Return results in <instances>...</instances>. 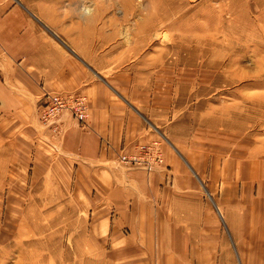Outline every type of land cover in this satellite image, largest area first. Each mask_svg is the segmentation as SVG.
<instances>
[{"label":"rangeland","instance_id":"rangeland-1","mask_svg":"<svg viewBox=\"0 0 264 264\" xmlns=\"http://www.w3.org/2000/svg\"><path fill=\"white\" fill-rule=\"evenodd\" d=\"M19 1L57 22L137 100L157 140L179 151L183 170L168 181L204 186L206 221L220 218L221 254L264 264V0ZM86 3L95 9L87 23ZM21 129L0 118V264H141L106 228L95 230L70 159L47 138L38 149ZM146 145L138 146L145 158ZM155 148L160 162L125 164L115 155L114 164L150 173L164 165Z\"/></svg>","mask_w":264,"mask_h":264},{"label":"crops","instance_id":"crops-1","mask_svg":"<svg viewBox=\"0 0 264 264\" xmlns=\"http://www.w3.org/2000/svg\"><path fill=\"white\" fill-rule=\"evenodd\" d=\"M45 92L85 99L88 127L62 113L56 135L46 126L43 130L50 135L48 145L70 159L76 188L86 183L95 230L106 228L124 245L122 253L138 254L141 264H152L154 255L157 264H236L231 252L221 254L220 218L206 221L204 186L168 181L183 170L182 157L170 143L157 140L137 100L94 68L57 22L19 0H0V118L7 126L19 121L21 135L38 149L46 140L37 118ZM146 143L158 144L163 166L147 173L114 164L113 149L132 153ZM235 211L229 206L225 214Z\"/></svg>","mask_w":264,"mask_h":264},{"label":"built area","instance_id":"built-area-1","mask_svg":"<svg viewBox=\"0 0 264 264\" xmlns=\"http://www.w3.org/2000/svg\"><path fill=\"white\" fill-rule=\"evenodd\" d=\"M38 117L39 121L45 125V124H51L53 125V132H57L56 127V120L57 117L63 113L68 112L72 118L78 122V124L82 128H86L87 126V112H86V103L84 97L80 95H73V94H54L51 92H45L43 96L40 97L38 100ZM109 146V144L107 143ZM147 147H141L143 149L146 158L140 155V152L138 150V153L129 156L126 154H123L121 152H117V150L113 149V152L116 153L117 157L120 159V161L124 162L125 164H140L147 162H160V156L156 152V148L152 145H146ZM110 147V146H109ZM154 152L155 155L153 157H149L150 153ZM146 166H149L148 164H145Z\"/></svg>","mask_w":264,"mask_h":264},{"label":"clouds","instance_id":"clouds-1","mask_svg":"<svg viewBox=\"0 0 264 264\" xmlns=\"http://www.w3.org/2000/svg\"><path fill=\"white\" fill-rule=\"evenodd\" d=\"M95 9L94 7H89L87 3L85 4V7L81 10L80 16L83 18L84 22H91L92 19H94Z\"/></svg>","mask_w":264,"mask_h":264},{"label":"bare ground","instance_id":"bare-ground-1","mask_svg":"<svg viewBox=\"0 0 264 264\" xmlns=\"http://www.w3.org/2000/svg\"><path fill=\"white\" fill-rule=\"evenodd\" d=\"M45 126L48 127V128L50 129V131L53 133V135H56V134L58 133V130H57V132H53V130H52L53 125H51V124H45ZM152 146L156 147V143H153ZM137 150H138V147H136V149L134 150V152H132V153H127V155L132 156V155H134V154L137 153Z\"/></svg>","mask_w":264,"mask_h":264}]
</instances>
